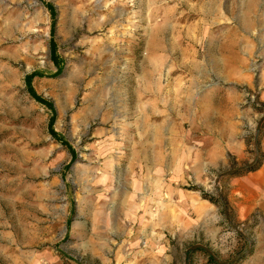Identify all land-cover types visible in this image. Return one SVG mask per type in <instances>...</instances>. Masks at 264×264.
<instances>
[{
  "label": "rangeland",
  "instance_id": "rangeland-1",
  "mask_svg": "<svg viewBox=\"0 0 264 264\" xmlns=\"http://www.w3.org/2000/svg\"><path fill=\"white\" fill-rule=\"evenodd\" d=\"M206 7L220 9L221 26L203 18ZM237 13L253 23L249 31L236 26ZM238 35L247 44L264 35V0H0V143L9 137L35 152L24 171L3 174V214L29 228L19 241L67 264H197L198 253L214 264H251L264 254L262 211L237 218L227 177L216 183L241 166L235 156L206 179L149 163L156 128L166 134L162 118L175 116L176 104L186 110L181 73L197 60L212 67L214 48ZM243 56L253 88L243 75L227 86L264 112V54ZM258 121L244 132L262 159ZM31 246L19 253L35 254Z\"/></svg>",
  "mask_w": 264,
  "mask_h": 264
},
{
  "label": "crops",
  "instance_id": "crops-1",
  "mask_svg": "<svg viewBox=\"0 0 264 264\" xmlns=\"http://www.w3.org/2000/svg\"><path fill=\"white\" fill-rule=\"evenodd\" d=\"M214 3L215 1L208 2V5L212 6ZM239 13L236 17L234 15L236 26L247 32L250 30L248 28L254 25L252 22L245 21ZM203 18L205 20L213 18V24L219 26L223 21L220 9L216 11L214 8H210L209 11L207 7L204 8ZM263 36L252 38L254 42H249L250 44H247L248 41L243 42V38L239 35L229 38L230 40L224 41L223 39L214 48L216 49L215 54L218 55L208 58L212 67L208 68L207 63L201 64L197 60L186 72L181 73L188 76L187 83L184 84L186 95H182L180 103L182 107L186 106V110L180 113L179 106L176 104L177 106L171 107V113L175 116L167 114L162 118L160 128L166 131V134L158 135L157 129L159 128H156L152 153L154 159L149 162L151 163L150 169L155 171H191L192 174L206 179L204 173L208 168L225 166L228 164V157L235 156L241 164L238 168L243 169L226 176L227 182L224 183L229 186L228 199L239 219L250 218L256 209L262 211L264 215V123L259 140V149L263 154L255 169H251V166L257 162L258 153L253 157L248 150V141L244 132V129L252 127L254 122L259 120L258 115L263 116L264 112L255 111L252 107H244V91L234 87L229 88L227 85L235 82V75H243L245 78L243 81H246L248 88H253L252 79L248 75L249 65L244 62L243 51L246 52L247 58H251L257 50L264 54ZM257 41L263 43L262 50L259 46L257 47ZM253 43L256 47H253ZM155 47H158V44ZM208 75L215 76L219 83L214 81L206 83ZM260 84L262 86L260 100L264 102V71ZM178 96V93L174 94L172 104L178 102ZM157 111L159 114H164L162 109ZM178 130H181V135ZM8 139L10 138H6L5 143L4 141L0 143V264H67L61 257L55 255L53 250L40 247V245L33 246L36 244L34 240L29 243L28 240L19 241V234L27 235L29 228H25L26 232L24 229L19 230L18 222L12 218L13 213L3 214L1 205L3 174L10 176L12 172L19 171V168L24 171L25 167L34 160L35 155L33 150L13 145ZM168 153L169 160L166 156V159L163 158ZM249 165L251 166L247 167ZM25 173L28 175L26 171ZM256 234L258 236L264 234V227L260 230L258 228ZM20 245H32L30 248L37 251L34 250L35 254L33 252L27 255L20 254ZM197 258L201 260L196 262L197 264H214L209 262L208 257L205 258L199 253ZM254 260L251 264H263L264 254H257ZM156 264H161V262L158 261Z\"/></svg>",
  "mask_w": 264,
  "mask_h": 264
},
{
  "label": "water",
  "instance_id": "water-1",
  "mask_svg": "<svg viewBox=\"0 0 264 264\" xmlns=\"http://www.w3.org/2000/svg\"><path fill=\"white\" fill-rule=\"evenodd\" d=\"M264 123V115L259 119L258 123H257V127H256V132H257V136L259 135L260 133V130L262 128V125ZM252 165V164H251ZM251 165L247 166V167H250ZM243 168H236V169H233V170H228V171H225V172H222L221 174H219V176L217 177V180H216V183H218L220 181V179L222 177H226V176H229L231 174H234L236 172H238L239 170H241ZM196 248H202L204 250H206L211 256H213L215 258V260H218L215 255H214V252L207 246L203 245V244H196L194 246H192V250L196 249Z\"/></svg>",
  "mask_w": 264,
  "mask_h": 264
},
{
  "label": "bare ground",
  "instance_id": "bare-ground-1",
  "mask_svg": "<svg viewBox=\"0 0 264 264\" xmlns=\"http://www.w3.org/2000/svg\"><path fill=\"white\" fill-rule=\"evenodd\" d=\"M69 19H68V13L67 11H63L62 12V19H61V26L65 27L68 23H69Z\"/></svg>",
  "mask_w": 264,
  "mask_h": 264
},
{
  "label": "trees",
  "instance_id": "trees-1",
  "mask_svg": "<svg viewBox=\"0 0 264 264\" xmlns=\"http://www.w3.org/2000/svg\"><path fill=\"white\" fill-rule=\"evenodd\" d=\"M259 162H260V159H258L257 162L251 166V169H255V166H257L259 164Z\"/></svg>",
  "mask_w": 264,
  "mask_h": 264
}]
</instances>
